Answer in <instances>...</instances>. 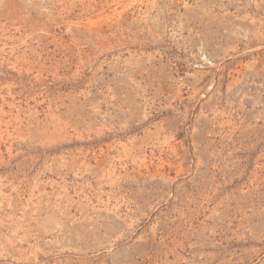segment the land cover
<instances>
[{
    "label": "rangeland",
    "instance_id": "1",
    "mask_svg": "<svg viewBox=\"0 0 264 264\" xmlns=\"http://www.w3.org/2000/svg\"><path fill=\"white\" fill-rule=\"evenodd\" d=\"M0 264H264V0H0Z\"/></svg>",
    "mask_w": 264,
    "mask_h": 264
}]
</instances>
